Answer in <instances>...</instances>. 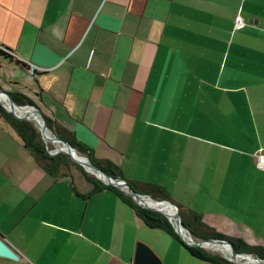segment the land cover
Masks as SVG:
<instances>
[{
  "label": "crops",
  "instance_id": "1",
  "mask_svg": "<svg viewBox=\"0 0 264 264\" xmlns=\"http://www.w3.org/2000/svg\"><path fill=\"white\" fill-rule=\"evenodd\" d=\"M0 46L28 65L0 58L27 81L0 89L118 179L264 252V0H0ZM90 190L38 166L0 117V235L18 255L0 264H126L138 242L160 264H214L167 232L163 248L114 192Z\"/></svg>",
  "mask_w": 264,
  "mask_h": 264
},
{
  "label": "trees",
  "instance_id": "2",
  "mask_svg": "<svg viewBox=\"0 0 264 264\" xmlns=\"http://www.w3.org/2000/svg\"><path fill=\"white\" fill-rule=\"evenodd\" d=\"M0 57L3 59L14 61L17 65H19L24 70L28 68V65L25 63L16 60L11 51L6 47L0 46ZM36 70H33L35 74ZM11 98L13 99L14 103L17 105H30L35 106L34 102L27 98L25 95L20 93H9ZM19 114V113H17ZM0 117H2L16 132L17 136L20 138L23 146L27 148L29 151L32 152L34 159L38 166H40L43 170L48 172L50 175L57 177V176H67L69 175V164L71 163L68 155L66 153L57 152L53 155H50L47 150V145L42 140L38 127L34 123V121L30 119H17L15 118L10 112L6 111L0 105ZM45 121L47 128L52 132L53 135L65 140L75 151L78 155H84L87 157L92 163L97 165L100 169L107 172L114 178L118 176L116 173L111 169V165L108 163L102 164L100 162L95 161L91 155L90 151L78 143L73 135H71L65 129L58 127L52 120H50L47 116H45ZM76 165V164H73ZM77 166V165H76ZM80 170V169H79ZM83 178L91 184V193L100 191L102 189L111 190L116 194V196L123 201L124 203L131 206L138 218H140L143 223L149 228H159L165 230L168 234L174 237L192 256L207 262H211L214 264H232L231 262L215 255H208L202 253L199 249L194 247L186 246L178 237L176 232L174 231L173 226L171 223L164 218L159 213L153 212L148 209H144L138 206L132 198L125 195L122 191L118 190L117 188L105 185L100 180L88 176L86 173L81 171ZM133 190L136 192L146 195L153 200H168L167 195L156 186H150L148 184H140L136 182H127ZM178 209V214L180 216L181 222L188 231V233L194 237L195 239H226L229 240L235 251L238 253H250V254H257L261 259H264V252L258 247L249 246L248 244L240 241V240H233L226 238L219 233H217L212 228L205 225L201 222L198 218L193 217L190 220L184 217L183 212L181 209Z\"/></svg>",
  "mask_w": 264,
  "mask_h": 264
},
{
  "label": "water",
  "instance_id": "3",
  "mask_svg": "<svg viewBox=\"0 0 264 264\" xmlns=\"http://www.w3.org/2000/svg\"><path fill=\"white\" fill-rule=\"evenodd\" d=\"M32 69H30V72ZM0 96H3L5 98V103L7 106L4 107V109L8 112H10L15 118L17 119H30L33 118V120L36 122L40 136L43 141L45 142H53L59 144L56 151L53 153H57L59 151H64L69 158L77 163L78 165L82 166L88 173L95 176L98 180H100L105 185H110L118 190L122 191L125 195L129 196L133 199V201L140 207L151 210V211H157L164 215L168 221L173 225L174 231L178 235L179 239L188 247H204V244L217 246L218 248L220 246H228L229 251H227L229 257H227V260L231 262L232 264H242L238 263L236 261V257L238 255H249L253 256L256 260V263L253 264H264V261L261 260L256 254H250V253H238L235 251L232 243L229 240L226 239H197L193 240L186 232V229L184 228L180 216L178 214V211L170 201L168 200H158L154 201L155 203H162L166 202L170 204L171 206L175 207V211L173 214H165L164 212L154 208L150 207L146 204V200H151L150 197H147L146 195L140 194L132 189V187L127 183V181L114 178L111 175H109L107 172L100 169L97 165L92 163L87 157H84L85 160L80 159V157H75L74 154L76 151L63 139L55 136L52 134V132L47 128L45 116L41 113V111L36 108L35 106L30 105H24L20 106L14 103L13 99L7 93L6 91H3L0 89ZM27 109L24 113L17 114L15 112V109ZM0 257H5L9 259L16 260L18 258L17 253L4 241L3 237L0 235ZM131 264H160V260L157 257V255L145 244L138 242L136 244V249L134 256L132 258Z\"/></svg>",
  "mask_w": 264,
  "mask_h": 264
},
{
  "label": "rangeland",
  "instance_id": "4",
  "mask_svg": "<svg viewBox=\"0 0 264 264\" xmlns=\"http://www.w3.org/2000/svg\"><path fill=\"white\" fill-rule=\"evenodd\" d=\"M2 59V57H0ZM0 77L6 81V83H11V84H14L17 85V86H20V88H24L25 84H27V81H26V78H25V74L24 72H22L19 68H16L13 66V64H11V66H9V64L6 63L5 60H0ZM0 105L3 107V104L2 102H0ZM4 108V107H3ZM21 114V113H20ZM30 120L34 121L33 118H30ZM34 123L36 124V122L34 121ZM37 126V124H36ZM44 143L47 145V150H48V153L50 155H53L58 147L59 144H54V143H51V142H45ZM59 152H62V153H65L64 151H59ZM80 156H83L85 157L84 155H80ZM69 158V156H68ZM70 164H69V172L71 173H75L76 175L80 176V177H83V175L81 174V171H83L84 173H86L88 176H92L94 178H96L95 176H93L92 174L88 173L82 166L78 165L77 163L73 162L70 158ZM73 164H76V165H73ZM80 169V170H79ZM97 179V178H96ZM153 200V199H151ZM153 201H158V200H153ZM176 207V206H175ZM145 209V208H144ZM177 209V207H176ZM178 211V209H177ZM153 212H156V213H159L157 211H153ZM160 215H162L161 213H159ZM164 218H166L164 215H162ZM167 219V218H166ZM168 220V219H167ZM172 225V224H171ZM173 226V225H172ZM152 231H154V233H157L158 235H160V238H159V242L161 244V246L163 248H165L168 243H166L165 241V238L164 237H168L169 241H172V237L171 236H168L166 234V231L165 230H162V229H159V228H155L153 229ZM187 234L193 239V240H197L195 239L194 237H192L188 231H186ZM142 243V242H140ZM169 247V246H168ZM199 249L202 253L204 254H208V255H215V256H219L225 260H227V254L225 252H223L222 250H220L217 246H211V247H199L197 248ZM222 251V252H221ZM185 257H190L188 255V253L185 252ZM190 259V258H189ZM228 261V260H227ZM241 262L240 263H244L245 261L244 260H240ZM250 264V263H249Z\"/></svg>",
  "mask_w": 264,
  "mask_h": 264
},
{
  "label": "bare ground",
  "instance_id": "5",
  "mask_svg": "<svg viewBox=\"0 0 264 264\" xmlns=\"http://www.w3.org/2000/svg\"><path fill=\"white\" fill-rule=\"evenodd\" d=\"M0 102H2L5 106L6 103H5V98L3 96H0ZM25 111H27V109H19V108H16L15 109V112L16 113H24ZM53 143V142H51ZM56 144V143H54ZM75 157H80V159L82 160H85V158L83 156H80L78 155L77 153L74 154ZM146 204L149 205L150 207H154L162 212H164L165 214H173L174 211H175V207L171 206L170 204L166 203V202H162V203H155L153 200H146ZM212 245H208V244H204V247H211ZM220 250H222L223 252H225L227 254V256L229 257L227 251H229V247L228 246H220L219 247ZM221 251V252H222ZM240 260H244L245 262L242 263V264H253V263H256V260L254 259L253 256H249V255H238L236 257V261L238 263H240L241 261Z\"/></svg>",
  "mask_w": 264,
  "mask_h": 264
},
{
  "label": "built area",
  "instance_id": "6",
  "mask_svg": "<svg viewBox=\"0 0 264 264\" xmlns=\"http://www.w3.org/2000/svg\"><path fill=\"white\" fill-rule=\"evenodd\" d=\"M244 26H245L244 20L239 15H236V17L234 18V27L236 29H241ZM3 107H5L4 104H3ZM257 166L259 169L264 170V155H261V154L257 155ZM126 264H131V263H126Z\"/></svg>",
  "mask_w": 264,
  "mask_h": 264
}]
</instances>
